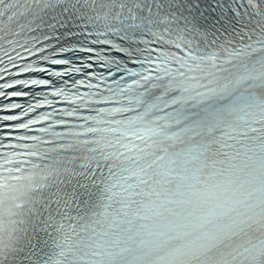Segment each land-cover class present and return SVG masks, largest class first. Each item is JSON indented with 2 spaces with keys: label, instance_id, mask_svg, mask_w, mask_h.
<instances>
[{
  "label": "snow or ice",
  "instance_id": "6c2138e0",
  "mask_svg": "<svg viewBox=\"0 0 264 264\" xmlns=\"http://www.w3.org/2000/svg\"><path fill=\"white\" fill-rule=\"evenodd\" d=\"M0 264H264V0H0Z\"/></svg>",
  "mask_w": 264,
  "mask_h": 264
}]
</instances>
